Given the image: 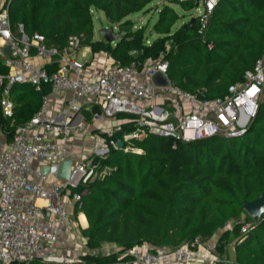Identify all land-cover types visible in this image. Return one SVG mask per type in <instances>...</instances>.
<instances>
[{
    "label": "trees",
    "instance_id": "obj_1",
    "mask_svg": "<svg viewBox=\"0 0 264 264\" xmlns=\"http://www.w3.org/2000/svg\"><path fill=\"white\" fill-rule=\"evenodd\" d=\"M156 1L166 4L154 26L158 37L148 45L144 29L135 30L129 17L146 12ZM197 3L198 0H12L10 19L19 37L39 33L48 46L61 50L77 40L78 51L89 47L94 54L108 53L120 66L156 60L165 52L170 63L168 74L176 86L201 98H223L229 87L243 82L246 73L264 56V0H219L204 37L197 32V19L193 26L176 28L181 17L171 6L192 11ZM94 9L104 12L110 22L118 23V34L122 35L118 41L109 44L94 40ZM134 51L139 54L132 55ZM51 91L49 84L40 90L31 85L12 87L15 127L4 120L0 109V127L9 138L17 126L30 121L40 110ZM119 119L128 122L113 136L101 134L107 141L123 142L125 134L134 130V116L120 115ZM132 144L144 153L109 146L106 157H95L104 174L87 185L82 207L76 210L85 214L89 223L82 231L90 252L83 258L88 263L110 264L126 250L146 244L172 249L189 244L197 250L199 244L220 234L217 250L221 255L227 245L236 241V258L226 264H264V215L256 219L260 223L248 233L241 232L244 222L252 221L244 203L264 192V99L241 137L217 136L176 143L149 134ZM82 191L83 188L76 190ZM103 245H114L117 252L95 253ZM27 264L54 263L34 260Z\"/></svg>",
    "mask_w": 264,
    "mask_h": 264
},
{
    "label": "built area",
    "instance_id": "obj_2",
    "mask_svg": "<svg viewBox=\"0 0 264 264\" xmlns=\"http://www.w3.org/2000/svg\"><path fill=\"white\" fill-rule=\"evenodd\" d=\"M218 1L202 3L197 18V32L202 37ZM11 3L12 0H0V109L4 120L11 127L16 126V104L11 99L15 84L31 85L38 90L49 84L52 91L43 99L40 110L30 121L17 126L10 138L0 127V264H27L34 260L90 264L83 256L72 258L59 252V246L66 244L61 238L63 223L73 222L65 199L69 197L75 211L81 209L87 185L104 174L95 162L96 153L108 152L109 146L119 148L118 141H107L101 134L113 136L128 121L101 128L93 153L75 160L73 140L77 134L85 135L90 124L83 110L92 108L90 120L100 124L115 121L120 115L134 116V130L125 134L123 142L126 151L132 149L138 154L144 151L135 148L132 142L149 134L176 143L217 136L241 137L264 99V56L246 73L243 82L229 87L226 97L215 99L201 98L176 85L157 87L152 82L153 75L168 74L170 66L165 52L145 63L133 61L127 66L114 63L105 73L87 78L83 75L85 65L73 59L74 55H68V48L48 46L39 33L30 38L17 36L10 19ZM6 47L10 49L9 56L4 51ZM69 48L77 51L78 41H71ZM34 57L46 63L35 64ZM51 96L65 107L58 115L51 110ZM68 158L74 160L72 174L63 181L58 175L61 164ZM44 167H49L48 174L42 172ZM78 188L83 191L76 192ZM39 200L45 204L39 205ZM45 211L49 212V218ZM256 223L255 219L244 222L242 234ZM84 242L87 245L85 237ZM218 242V238L211 239L199 244L197 250L189 244L176 249L146 244L126 250L110 264H214L222 260L212 255Z\"/></svg>",
    "mask_w": 264,
    "mask_h": 264
},
{
    "label": "crops",
    "instance_id": "obj_3",
    "mask_svg": "<svg viewBox=\"0 0 264 264\" xmlns=\"http://www.w3.org/2000/svg\"><path fill=\"white\" fill-rule=\"evenodd\" d=\"M81 51H82V58L86 59V61L82 62L81 59H76L75 57L74 58L75 60H78L79 62H82L85 65L83 75L87 78L92 77L94 74L105 73L106 70L115 63V61L108 53L102 52V53L94 54L92 52V49L89 47L82 48ZM32 61L38 65H42L46 63L42 58L39 57H34ZM50 105L52 112L56 115L64 111L65 108L59 102V100L53 96H51L50 98ZM91 110L93 109L90 108L89 106L83 110V113L89 119L92 118ZM118 119L115 121L103 122L101 124L90 121L89 122L90 124L88 125L87 133H85V135L77 134L75 141L73 140L74 159L81 160L91 155L94 150L93 148L95 146L96 138L100 135V133L98 132L96 133V130H100L101 128H110L117 124L123 123L124 120L119 119L120 120L119 121ZM61 120L62 119L60 118L59 121ZM65 200L68 203L70 218L72 219L73 222H70L69 220H65L63 223L61 238L63 241L66 242V244L63 246L62 245L59 246V252L67 256H70L72 258L82 257L85 254L90 253L86 243L84 242V236L82 234V231L88 228L89 223L85 214L76 213L74 204L71 202L69 197H66ZM37 203L41 206L45 204V202L42 200H39ZM95 253L98 252L96 251Z\"/></svg>",
    "mask_w": 264,
    "mask_h": 264
},
{
    "label": "rangeland",
    "instance_id": "obj_4",
    "mask_svg": "<svg viewBox=\"0 0 264 264\" xmlns=\"http://www.w3.org/2000/svg\"><path fill=\"white\" fill-rule=\"evenodd\" d=\"M203 1L204 0H198L196 8L193 9L192 11H185L180 6L171 5L176 9L177 13L181 17L176 28H180L184 25L190 24L192 18L197 19L198 16L202 12ZM165 4L166 3L162 2V1L153 2L151 5L148 6V10L146 12L136 13V14H133L129 17V19L132 20V22L134 24L135 30L140 29V28L144 29V31H145V44H148V45L151 44L158 37V35L156 34V32L154 30V26L157 23V21L159 19V13L163 9ZM92 14L94 17V26H95L94 40L95 41H104V39L102 38V35H101V31H103L105 29L109 30L110 28H114L115 33H121V30L119 28L118 23L110 22L104 12L94 9V10H92ZM72 57H73V59H75V58L81 59L82 62L86 61V59L82 58V51L81 50L77 51L75 56H72ZM107 153L108 152H106V151H101V152L97 153V156L103 158L104 156L105 157L107 156ZM244 217H245V215L243 216V218ZM257 222L260 223L259 221H257ZM215 238L220 239V234H217V236L214 237L213 239H215ZM235 243H236V241H233L225 247V254L224 255H221L219 250H216V252H214L212 255L217 257V258H221L222 260H225L227 262L235 260V258H236V252H235V250H236L235 246L236 245H235ZM218 245H219V242H218ZM116 250L117 249L114 245H103V247L100 248L97 252L99 254H108V253L114 252Z\"/></svg>",
    "mask_w": 264,
    "mask_h": 264
},
{
    "label": "water",
    "instance_id": "obj_5",
    "mask_svg": "<svg viewBox=\"0 0 264 264\" xmlns=\"http://www.w3.org/2000/svg\"><path fill=\"white\" fill-rule=\"evenodd\" d=\"M196 23V18H192L190 22V26H193ZM102 38L106 43L112 44L118 41L122 35L115 33L114 28H110L109 30L105 29L101 31ZM7 56L10 55V49L5 48L4 49ZM76 53V50L74 48H68L67 54L68 55H74ZM152 82L157 87H174L175 83L169 76V74H165L162 72H157L152 77ZM125 144L124 142L120 141L118 142L119 148H124ZM74 160L72 158H68L66 161H64L61 164L60 171H59V179L63 181H67L70 179L72 174V166H73ZM42 172L44 174L49 173V167H44L42 169ZM244 210L245 212L252 218V219H260L264 215V192L254 201L248 202L246 201L244 203ZM45 215L47 218H49V212L45 211Z\"/></svg>",
    "mask_w": 264,
    "mask_h": 264
}]
</instances>
